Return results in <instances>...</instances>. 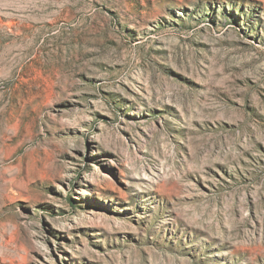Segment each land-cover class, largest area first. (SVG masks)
<instances>
[{"label":"rangeland","instance_id":"obj_1","mask_svg":"<svg viewBox=\"0 0 264 264\" xmlns=\"http://www.w3.org/2000/svg\"><path fill=\"white\" fill-rule=\"evenodd\" d=\"M0 264H264V0H0Z\"/></svg>","mask_w":264,"mask_h":264}]
</instances>
